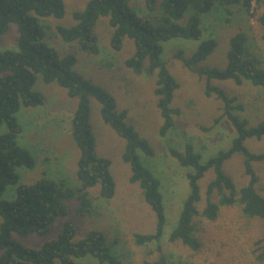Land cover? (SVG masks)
Returning <instances> with one entry per match:
<instances>
[{
	"label": "trees",
	"instance_id": "obj_1",
	"mask_svg": "<svg viewBox=\"0 0 264 264\" xmlns=\"http://www.w3.org/2000/svg\"><path fill=\"white\" fill-rule=\"evenodd\" d=\"M144 3L158 22L157 28L152 26L149 18L140 17L131 8L130 0H88L83 11L73 13L76 24L59 26L56 32L64 42L76 43L80 51L97 56L100 49L95 27L98 20L105 17L113 29L110 45L114 51L120 52L126 39L133 41L135 51L125 65L137 75L156 76L155 95L164 121L160 136L165 137L175 126L173 116L179 115L180 111L170 107L179 85L162 61L163 44L177 38L201 41V17L218 7L226 11L227 25L247 24L255 19L264 28V0H144ZM259 10L261 14L257 15ZM65 14L64 0H0V42L10 25H15L18 31L17 49L0 51V129L6 126V132L0 134V264H55L56 261L76 264L77 259L87 256L97 259L100 264H123L114 254L117 239L110 243L106 234L92 231L75 241L76 228L70 221L64 224L57 239L44 243L40 249H29L13 240L14 234L46 236L58 218L68 216V202L71 201L76 202L78 217L93 215L96 208L89 189L100 186L101 198L114 197L116 183L110 171L111 162L99 157L96 151L91 124L92 99L101 106L103 122L125 141L122 160L131 167L130 182L139 183L145 202L157 218L156 233L135 234L134 243L137 246L158 243L167 224L160 183L144 167L139 156L140 152L150 158L155 155L149 142L127 123V111L117 110L116 100L108 91L75 70L76 55L60 57L45 42L40 19L61 20ZM261 38L264 41V32ZM217 46V41L210 38L202 41L190 58L177 56L185 68L206 79L205 96L215 97L223 103V113L215 119V124L225 118L237 133L228 150L217 153L205 163L191 144L186 145L183 153L169 149L181 167L192 169L187 175L189 195L169 239L182 242L194 252L201 247L194 225L196 217L215 222L223 208L239 207L244 217L264 219V196L256 188L259 178L253 168V163L264 162V154H253L245 145L248 139H264V123L249 127L246 120L233 114L235 110L243 111L244 106L236 97L228 96L212 84L213 80H231L237 86L250 82L256 87H264V66L249 36L240 29L229 40L225 69H199L198 65L212 55ZM39 77L46 84L65 89L71 99L77 100L71 135L80 152L76 172L78 186L70 185L65 178H47L48 175L33 184H21L18 170H34L36 158L18 142L22 126L17 114L22 107L45 105V96L34 90ZM237 154L245 158V173L250 178L248 185L241 189L224 171L226 162ZM209 170L214 171L215 178L207 187V203L200 213L197 208L201 201L199 182ZM10 186L15 187L16 197L12 201L3 200L2 196ZM216 196L217 200L214 199ZM255 246L254 253L262 251L258 259L264 262V237ZM147 264H166V261L161 257L157 262Z\"/></svg>",
	"mask_w": 264,
	"mask_h": 264
},
{
	"label": "rangeland",
	"instance_id": "obj_2",
	"mask_svg": "<svg viewBox=\"0 0 264 264\" xmlns=\"http://www.w3.org/2000/svg\"><path fill=\"white\" fill-rule=\"evenodd\" d=\"M64 1L66 14L63 19H40L44 28L45 42L60 57L76 55L75 70L85 79L108 91L116 100L117 110L127 111V123L134 127L140 137L149 142L155 155L150 158L140 152L139 156L144 167L160 183L167 224L158 243L146 246H137L134 243L135 234L156 233L157 218L145 202L139 183L130 182L131 167L122 160L125 141L103 122L100 114L101 106L92 99L91 124L96 139V151L99 157L109 159L111 162L110 171L116 183L114 197L101 198L100 186L89 189V196L96 208L93 215L78 217L75 213L76 202L71 201L68 202L70 208L68 216L58 218L46 236L31 234L20 237L14 234L13 240L26 248L40 249L44 243L57 239L64 224L70 221L76 228L75 241L85 238L92 231L103 232L110 243L117 239L118 244L115 246L114 254L122 259L123 264L154 263L161 257L165 259L166 264H264L258 259L262 251L254 253L257 249L256 242L264 237V219L244 217L239 207L223 208L215 222L207 221L200 216L194 218L197 237L201 241V247L197 252L184 246L180 241L171 242L169 239L177 226L183 203L189 195L187 175L192 172L190 168L181 167L171 156L169 149L183 153L186 145L191 144L205 163L217 153L228 150L237 135L227 119L224 118L220 123L215 124V119L223 113V103L215 97L205 96L206 79L185 68L177 56L181 54L184 58H190L202 41L214 38L218 44L216 50L201 62L198 68L225 69L229 40L240 29H244L264 66V41L261 38L264 28L255 19L247 24L227 25L225 24L227 13L224 8L218 7L213 13L201 17V41L177 38L163 44L162 61L166 63L179 85L170 107L179 110L180 113L173 116L175 122L173 129L162 137L160 129L164 121L158 108V97L155 95L156 76L137 75L125 65V61L134 54L133 41L126 39L122 50L114 51L110 45L113 29L109 25L108 18L102 17L95 27L100 49L97 56L80 51L76 43L64 42L57 34L56 28L74 26L76 22L73 20V13L83 11L88 0ZM130 6L140 17L149 18L153 27L159 26L153 14L147 11L144 0H130ZM260 14L259 10L257 15ZM17 41V27L10 25L1 39L0 51L16 50ZM212 84L224 90L228 96L236 97L238 103L244 106L243 111L235 110L233 114L246 120L249 127L264 123V87H256L250 82L237 86L231 80H213ZM34 90L42 93L47 101L44 106L35 109L24 107L20 109V116L17 114V117L23 128V134L19 136L18 142L25 148L24 144L28 141L32 143L33 148L40 144L42 150L36 148L38 152L33 154L36 158L34 170L29 171L24 168L18 170L21 184L30 185L48 175L47 178H65L70 185L78 186L76 172L80 152L74 141L66 136V130L69 128L68 116L75 109L74 100L68 96L65 89L56 84H46L41 77L38 78ZM26 110L36 111L35 114L39 118L33 122L26 117ZM61 118H63L62 124L57 128L58 126L52 121ZM5 132L4 125L0 129V134ZM60 136H64L62 140L59 139ZM39 137H42L41 142ZM245 145L253 154H264V139H248ZM27 147L26 149L29 150V143ZM74 150L79 153L78 157ZM244 161L245 158L237 154L224 165L225 173L232 178L238 189L247 186L250 180L245 173ZM253 168L259 178L256 188L264 196V162L253 163ZM214 178V171L209 170L199 182L201 201L197 208L200 213L207 203V187ZM15 197L16 189L10 186L2 199L12 201ZM214 199L217 200V196ZM1 223L0 218V225ZM158 247L160 250L157 249ZM55 264L61 263L56 261ZM76 264L100 263L92 256H87L77 259Z\"/></svg>",
	"mask_w": 264,
	"mask_h": 264
},
{
	"label": "crops",
	"instance_id": "obj_3",
	"mask_svg": "<svg viewBox=\"0 0 264 264\" xmlns=\"http://www.w3.org/2000/svg\"><path fill=\"white\" fill-rule=\"evenodd\" d=\"M74 100V103H75V109H76V107H77V100L76 99H73ZM47 101V100H46ZM46 104V103H45ZM41 107V106H40ZM36 108V107H35ZM35 108H31V109H35ZM27 109H29V108H27ZM75 109H74V111H73V113H71V115L70 116H68V118H69V128H67V130H66V132H67V135L66 136H68L69 138H70V140L71 141H73L72 140V135H71V120H72V117H73V114H74V112H75ZM100 109H101V107H100ZM20 113H21V110L18 112V114H19V116H20ZM36 113V111L34 112V111H30V110H26V112H25V114H26V117L27 118H30V120H32L33 122H35L36 120L35 119H38L39 117L37 116V114H35ZM64 114V113H63ZM101 114V113H100ZM25 117V118H26ZM18 118V117H17ZM25 118H23V119H25ZM58 118H60V117H58ZM52 119H54V116H53V118ZM62 119L63 118H61V119H59V120H55V121H52V122H54V125L55 126H58L57 128H59L60 126H61V124H62ZM19 121V120H18ZM20 123V122H19ZM61 128H63V127H61ZM63 131L65 132V130H64V128H63ZM22 134H23V128H22V133H21V136H22ZM64 134V133H63ZM63 137L64 136H60L59 137V139H63ZM67 137V138H68ZM41 139H42V137L40 138L39 137V142H41ZM62 142V141H61ZM28 143H29V151L32 153V154H34V152H35V154L38 152V151H36L37 149L36 148H39V149H41V147L42 146H40V144L39 145H35V147L33 148L32 147V143H30V141H28ZM28 143H26V144H24V143H22V144H24V145H26V148H28L27 146H28ZM25 148V147H24ZM42 150V149H41ZM74 152L76 153L77 152V150H74ZM66 155V154H65ZM67 156H71V154H67ZM79 156V153L77 152L76 153V157H78ZM65 171V170H64Z\"/></svg>",
	"mask_w": 264,
	"mask_h": 264
}]
</instances>
